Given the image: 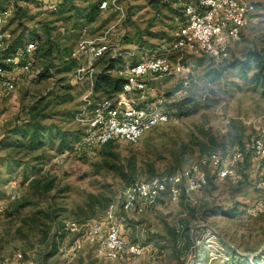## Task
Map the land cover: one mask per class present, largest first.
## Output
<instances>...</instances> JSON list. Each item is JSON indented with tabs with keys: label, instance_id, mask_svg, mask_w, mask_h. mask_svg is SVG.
<instances>
[{
	"label": "rangeland",
	"instance_id": "rangeland-1",
	"mask_svg": "<svg viewBox=\"0 0 264 264\" xmlns=\"http://www.w3.org/2000/svg\"><path fill=\"white\" fill-rule=\"evenodd\" d=\"M40 1L16 2L21 8L9 20L14 39L46 38L49 31L53 47L48 50L36 37L33 71H17L15 90L0 93V264H264V163L251 151L252 138L264 125V83L253 78L262 69L260 59L264 62V22L246 27L222 62L186 56L194 64L189 83L174 75L154 81L169 97L171 121L137 143L117 140L91 147L78 145L82 126L76 113L84 94L93 88L96 99L114 96L95 90L99 74L113 64L110 72L119 76L125 60H140L172 41L179 22L186 20V0H120L122 19L110 8L89 18L91 5L102 0H56L62 3L58 11L40 9ZM84 28L92 36L107 32L113 48L97 59L92 77L79 81L77 68L87 59L75 53ZM45 67L51 71L39 76ZM37 124L46 127L31 141ZM237 148L246 151L239 177L211 175L202 190L180 201L161 199L142 213L123 209L130 182L173 174L210 152ZM113 201L123 234L149 250L110 259L87 243L70 252L85 226L103 220ZM67 218L81 223L79 233L67 232ZM198 226L205 228L198 231Z\"/></svg>",
	"mask_w": 264,
	"mask_h": 264
},
{
	"label": "built area",
	"instance_id": "built-area-1",
	"mask_svg": "<svg viewBox=\"0 0 264 264\" xmlns=\"http://www.w3.org/2000/svg\"><path fill=\"white\" fill-rule=\"evenodd\" d=\"M16 2L24 3L25 0H9L0 10V93L15 90L19 78L17 71L28 74L35 66V40L17 47L12 54L4 53L14 39L9 20L17 10ZM40 2L51 11L59 10V3L55 0ZM100 6L120 11L121 19L125 16L120 0H102ZM258 7L253 0L184 1L186 20L179 24L173 40L163 43L140 60L127 59L121 64L119 73L125 77V82L120 92L100 99L94 97L93 88L84 94V105L76 113V120L82 126L78 145L98 147L117 140L137 143L145 133L171 121L169 97L156 88L154 81L165 75H174L185 84L189 83L194 64L186 60L188 55H207L217 62L229 58L232 46L241 40L244 29L253 22H264V14L258 11ZM112 48L107 32L92 36L84 28L75 54L84 56L87 62L77 68L75 78L82 81L92 77L97 59ZM130 55L133 56L134 52ZM124 98L130 102L125 104ZM251 151L264 163V125L253 136ZM245 158L246 151L241 148L227 153L215 150L179 172L133 181L123 192V209L142 213L155 207L161 199L180 201L184 196L202 190L211 175L221 179L237 178L239 166ZM260 185L264 187V170ZM64 228L70 234H77L82 225L77 219L67 218ZM122 232L118 203L113 201L105 218L87 224L83 235L71 244L69 251L76 253L89 243L99 256L123 259L141 256L149 250L148 244L131 240Z\"/></svg>",
	"mask_w": 264,
	"mask_h": 264
},
{
	"label": "trees",
	"instance_id": "trees-1",
	"mask_svg": "<svg viewBox=\"0 0 264 264\" xmlns=\"http://www.w3.org/2000/svg\"><path fill=\"white\" fill-rule=\"evenodd\" d=\"M154 1L155 0H152V2H154ZM159 1H161V0H159ZM7 2H8V0H0V10L4 8V6L6 5ZM25 2H26V0H25ZM100 5L101 4H99L98 6L91 5V7L89 9L90 12L88 13V17L89 18L93 19V18H95L96 16L99 15V13L101 11V6ZM19 8H21V7L18 6L16 13L18 12ZM75 8L77 9L76 6H75ZM183 14H184V12H183ZM46 36H47L46 38H43V36H41V34H38V35L34 36L33 38H31V40H35L37 42L38 40H36V37L38 39H41V42L42 43H45L46 45H48V47H49L48 50H50L51 47H53V45H52L53 44V40H51V36L49 35V31H48V34ZM26 42L27 41H24L21 38L18 39V40L13 39L9 43V45L4 49V53L6 55L12 54V53H14L16 51L17 47L23 46ZM38 43H37V48L34 51V55L36 54L37 50L39 49V44ZM113 57L114 58H118V57H116V55L113 56ZM111 63H112V61L109 62L110 65H111ZM243 63L244 64H248V62H243ZM258 67H261L263 70L262 69L261 70H257L253 74V78L256 81H260V82H263L264 83V62H263L262 59H260V62L258 63ZM112 68H113V64L111 66H108L107 68L105 67L103 69V72H101L99 74L100 75V78L97 79L96 84H95V90L96 91L102 90L105 93H109V94H112L113 93L114 94V93L120 92L123 89V85H124V82H125V77L124 76H121V75H119V76H113L111 74V72H110ZM50 71H51V68L50 67L42 68L41 71L39 72L40 73L39 76H42V75H44V74H46V73H48ZM44 127H46V126H43V125L41 126L40 124H37V125H35L33 127L32 132L29 134V138L31 139V141H36L37 139H39L41 137L42 129ZM24 129L25 128H17L16 131L21 132L22 135L25 137L28 134V131L27 130L25 131ZM112 142L113 141H110L107 144H110ZM210 179H211V177H210ZM203 228H205V227L204 226H198V231L200 229H203ZM188 239L191 242H193V236H192V233L191 232H189V234H188Z\"/></svg>",
	"mask_w": 264,
	"mask_h": 264
},
{
	"label": "crops",
	"instance_id": "crops-1",
	"mask_svg": "<svg viewBox=\"0 0 264 264\" xmlns=\"http://www.w3.org/2000/svg\"><path fill=\"white\" fill-rule=\"evenodd\" d=\"M8 1H9V0H8ZM55 1H56V0H55ZM253 1H255V2L259 5V7H258L259 11L264 12V0H253ZM7 3H8V2H7ZM7 3H6V4H7ZM39 4H40V6H41L40 9H41V8H44V9L47 8V9L49 10V8L46 7V6H44L41 2H39ZM59 9H62V3H61V2L59 3ZM15 13H16V12H15ZM179 24H180V22H179ZM179 24H178V26H177V28H176V31H177L178 28H179ZM245 29H246V28H245ZM245 29H244V30H245ZM176 31H175V33H176ZM236 43H237V42H236ZM236 43H235V44H236ZM235 44H234V45H235ZM234 45H233V46H234ZM136 212H137V211H136ZM138 213H139V212H138ZM122 233H124V231H123Z\"/></svg>",
	"mask_w": 264,
	"mask_h": 264
}]
</instances>
